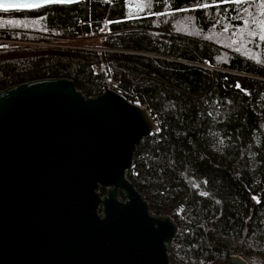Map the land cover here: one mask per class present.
Segmentation results:
<instances>
[{
    "label": "trees",
    "instance_id": "trees-1",
    "mask_svg": "<svg viewBox=\"0 0 264 264\" xmlns=\"http://www.w3.org/2000/svg\"><path fill=\"white\" fill-rule=\"evenodd\" d=\"M258 3L83 0L0 12V92L68 78L97 97L110 77L115 91L149 110L156 131L138 147L128 178L154 214L180 228L171 264H226L234 255L264 264ZM87 39L98 43L74 41Z\"/></svg>",
    "mask_w": 264,
    "mask_h": 264
},
{
    "label": "water",
    "instance_id": "water-1",
    "mask_svg": "<svg viewBox=\"0 0 264 264\" xmlns=\"http://www.w3.org/2000/svg\"><path fill=\"white\" fill-rule=\"evenodd\" d=\"M156 125L106 85L97 97L68 78L1 91L0 264H171L180 228L128 178ZM226 264L249 263L234 255Z\"/></svg>",
    "mask_w": 264,
    "mask_h": 264
},
{
    "label": "snow or ice",
    "instance_id": "snow-or-ice-1",
    "mask_svg": "<svg viewBox=\"0 0 264 264\" xmlns=\"http://www.w3.org/2000/svg\"><path fill=\"white\" fill-rule=\"evenodd\" d=\"M65 0H0V11H10V10H26L39 8L42 4L46 3H63ZM237 3H240V0H236ZM261 11L264 13V0H260ZM260 23L261 27V36L260 39L264 40V23L259 21H254Z\"/></svg>",
    "mask_w": 264,
    "mask_h": 264
},
{
    "label": "rangeland",
    "instance_id": "rangeland-1",
    "mask_svg": "<svg viewBox=\"0 0 264 264\" xmlns=\"http://www.w3.org/2000/svg\"><path fill=\"white\" fill-rule=\"evenodd\" d=\"M242 1H259V3H258V7L257 8H260L259 10H260V17L261 18H263V20H264V13H262V11H261V5H260V0H242ZM261 18H259L260 20H261ZM259 28V27H258ZM260 29V28H259ZM255 30V29H254ZM227 31V30H226ZM221 36V38L222 39H220L223 43H224V45H226L227 44V39L223 36V35H219V36H217V35H215V38L218 40V38ZM220 40H218V41H220ZM74 41H76V42H80L81 44H83V43H85V44H90V45H96L97 43H98V40L97 39H94V40H92V39H87V40H74ZM57 43H52V42H48L47 44H43V45H46V46H53V45H56ZM67 44H69V43H67ZM70 44H74V43H70ZM110 80H112V78H110V77H107V79H106V81H105V85L107 86V87H109L110 89H113L114 90V85L115 84H112L111 82H110ZM103 190V189H102ZM100 191V193H101V196H103V195H105L106 194V190H104V191ZM121 198L122 199H124V196H123V193H121Z\"/></svg>",
    "mask_w": 264,
    "mask_h": 264
},
{
    "label": "built area",
    "instance_id": "built-area-1",
    "mask_svg": "<svg viewBox=\"0 0 264 264\" xmlns=\"http://www.w3.org/2000/svg\"><path fill=\"white\" fill-rule=\"evenodd\" d=\"M94 71L97 74H103L105 70H104V67L102 65H96V66H94ZM110 82L112 84H116V82H114L113 79Z\"/></svg>",
    "mask_w": 264,
    "mask_h": 264
}]
</instances>
